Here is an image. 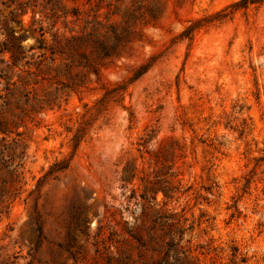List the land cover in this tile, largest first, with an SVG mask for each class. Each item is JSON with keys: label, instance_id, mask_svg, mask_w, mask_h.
I'll list each match as a JSON object with an SVG mask.
<instances>
[{"label": "rangeland", "instance_id": "rangeland-1", "mask_svg": "<svg viewBox=\"0 0 264 264\" xmlns=\"http://www.w3.org/2000/svg\"><path fill=\"white\" fill-rule=\"evenodd\" d=\"M241 3L0 0V264H264V1Z\"/></svg>", "mask_w": 264, "mask_h": 264}, {"label": "trees", "instance_id": "trees-1", "mask_svg": "<svg viewBox=\"0 0 264 264\" xmlns=\"http://www.w3.org/2000/svg\"><path fill=\"white\" fill-rule=\"evenodd\" d=\"M264 0H241V4L243 6H247L249 4H260ZM3 45H6V42H3ZM5 48H8V50L11 52V58L13 61H17L22 58L23 53L25 52L24 48L22 47L21 44L18 45V49H11V47L6 46Z\"/></svg>", "mask_w": 264, "mask_h": 264}]
</instances>
